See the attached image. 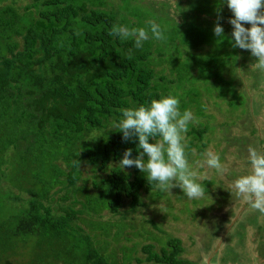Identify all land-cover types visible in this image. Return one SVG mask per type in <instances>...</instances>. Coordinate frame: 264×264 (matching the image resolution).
Masks as SVG:
<instances>
[{
  "label": "trees",
  "instance_id": "1",
  "mask_svg": "<svg viewBox=\"0 0 264 264\" xmlns=\"http://www.w3.org/2000/svg\"><path fill=\"white\" fill-rule=\"evenodd\" d=\"M120 1L113 9L107 0H0V182L10 187L5 192L0 187V207L6 210L0 219V264H15L7 255L16 244L27 255L23 264H118L80 234L76 222L84 219L78 218L79 210L72 206L57 213L46 200L64 187L73 203L81 199L93 213L107 210L115 216L125 205L135 209L142 204L140 191L152 190L156 182H148L147 173L135 166L129 172L119 166L125 150L132 149V158L142 151L138 139L125 141L113 126L121 109L147 106L188 88V105L195 114L202 112L191 71L205 72L217 58L194 53L199 40L210 36L206 26L189 22L179 29L182 48L167 37L153 39L150 30L149 39L136 48L133 39L110 35L111 29L148 28L153 15L133 0ZM219 3L192 0L190 6L218 11ZM220 39L235 50L227 36ZM217 80L211 86L228 89L227 80L220 75ZM204 128L193 134L200 139ZM185 143L186 150L194 144L191 138ZM80 162L92 168L87 183ZM97 224L103 230L113 227L114 235L127 227L113 221ZM153 248V243L141 244L143 261L194 264L179 256L175 237ZM132 250L124 248L123 261L130 260Z\"/></svg>",
  "mask_w": 264,
  "mask_h": 264
},
{
  "label": "rangeland",
  "instance_id": "2",
  "mask_svg": "<svg viewBox=\"0 0 264 264\" xmlns=\"http://www.w3.org/2000/svg\"><path fill=\"white\" fill-rule=\"evenodd\" d=\"M190 1L133 0V4L151 13L153 17L150 20L162 23L161 29L164 28V35L171 40V44L182 43L178 48L185 45L179 29L189 22L206 26L210 34L207 40H199L201 43L193 49L194 53H202V59H208L210 53H215L217 57L213 59V67L205 72L191 71L193 83L204 103L201 114H195L191 104L188 105V88L173 93L179 99L180 111L190 109L195 118L185 134V142L191 138L194 143L186 154L199 174L207 177L200 181L205 187V195L188 199L179 187L164 192L155 186L150 191H140L141 205L133 210L125 205L115 216L107 210L98 213L87 211L81 206V199H78L79 203H73L64 187H58L54 194H50L51 200L46 202L57 213H63L72 206L79 210L78 218L84 219L83 222L76 220L80 234L87 235L92 245L102 246L108 259L118 264H152L142 260L141 244L153 243V249L157 251L168 237L180 240L179 256L194 264H264V214L251 208L233 187L235 179L248 174L251 169L249 146L264 152V71L254 67L255 58L250 50L235 47L231 52V46L215 36L214 27L219 14L222 17L219 22L224 29L221 38L227 36L232 44L234 42L233 26L228 22L233 14L225 0H219L218 11L208 8L200 12L191 8ZM107 2L113 9L121 3L120 0ZM244 26L250 27L248 24ZM218 75L227 80V90H219L217 84L211 86L213 82H220ZM208 85L212 90L203 88ZM201 126L206 128L199 139L193 131ZM157 140L159 137L153 141L150 139V142ZM209 149L219 154L227 168L225 173L220 174L206 165L197 167L196 162H203L206 159L204 153ZM78 168L82 179L89 182L92 168L83 162ZM124 169L131 171V167ZM76 183L79 184V181ZM0 187L4 192L10 189L3 182H0ZM5 212L0 207V219L6 216ZM111 221L122 222L127 227H123L117 235L113 234V227L104 230L98 227L97 223ZM13 223L10 221L8 226L11 228ZM16 245L7 259L23 264L27 255L24 248ZM130 247L133 248L130 260L123 261V250ZM134 257L140 261L137 262Z\"/></svg>",
  "mask_w": 264,
  "mask_h": 264
},
{
  "label": "clouds",
  "instance_id": "3",
  "mask_svg": "<svg viewBox=\"0 0 264 264\" xmlns=\"http://www.w3.org/2000/svg\"><path fill=\"white\" fill-rule=\"evenodd\" d=\"M227 7L233 14L228 22L233 26L232 47L250 50L255 58L254 67L264 71V0H225ZM222 17H217L214 34L224 36V29L220 24ZM244 24L250 25L245 27ZM148 28H128L114 25L110 35H117L121 39H133L136 48H141L143 42L149 39V30L155 40H165L164 31L155 21H147ZM122 116L113 126L123 134V139H138V155L132 158V149H127L119 162V166H135L143 173H147L148 182H156L160 191L170 192L179 187L188 199H197L205 195V187L200 181L206 180L189 163L186 154L185 134L188 125L195 118L190 109L180 111L179 99L174 95L161 96L152 99L150 104L135 108L121 109ZM156 137L159 140L153 141ZM145 155L147 159H145ZM205 160L197 161L196 165L203 168L215 169L223 174L227 168L222 164L218 153L207 150ZM248 160L251 169L248 174L235 179L233 187L237 195L242 196L251 208L264 214V152L249 146Z\"/></svg>",
  "mask_w": 264,
  "mask_h": 264
}]
</instances>
